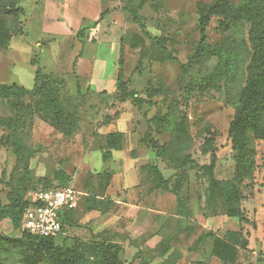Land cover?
<instances>
[{
    "label": "rangeland",
    "instance_id": "374dc122",
    "mask_svg": "<svg viewBox=\"0 0 264 264\" xmlns=\"http://www.w3.org/2000/svg\"><path fill=\"white\" fill-rule=\"evenodd\" d=\"M81 1V7L89 9L91 16L105 10L99 6L102 0ZM213 1L118 0L116 5L124 9L128 22L140 21L153 36H158L160 53L169 57L162 62L150 60L149 56L141 59L137 69L142 79L134 88L143 92L148 82L153 83L159 95L150 103L159 106L158 114L171 109L175 119L182 115L188 117L191 149L181 152L192 155L196 165L193 167L202 184L210 183L208 168L212 162L216 180L234 181L235 150L229 126L238 113L239 94L246 83L252 53L247 22L234 29L231 45L222 39V17H211L209 25L202 30L198 3ZM18 5L23 12L15 23L12 39L5 49H0V84L18 83L32 88L39 71L37 84L57 90L69 112L68 93L74 87V64L82 51L78 43L84 37V29L74 22L73 10L77 6L54 0H22ZM257 9L264 15V0H258ZM84 55L91 58L87 51ZM107 62L111 69L112 60ZM37 101L38 96L28 94L12 102L0 98V207L15 210V214H19L39 187L60 184L54 181L51 171L54 164L63 163L67 167L69 161L57 154L58 141L66 138V128L75 134L82 130V118L79 122L69 121L68 112L58 127H54L55 122H42L46 117L37 112ZM249 136L255 164L247 178L237 183L241 192L238 206L250 218L249 223H244L249 226L247 231L264 228V140L253 132ZM170 139L167 131L160 135L161 142ZM85 172V167H77V177L71 184L79 198H82L80 183ZM238 221L231 218V227L240 226ZM64 224L69 231V224L66 221ZM242 235L241 242L248 243L250 233ZM256 237L264 245L261 231ZM9 239H20V242L11 243ZM54 242L79 260L91 258L94 250L91 239L68 236ZM36 249L37 246L23 240L21 227H15L11 219L0 221V264H23V257ZM40 264L48 262L44 260Z\"/></svg>",
    "mask_w": 264,
    "mask_h": 264
},
{
    "label": "crops",
    "instance_id": "0c3cea01",
    "mask_svg": "<svg viewBox=\"0 0 264 264\" xmlns=\"http://www.w3.org/2000/svg\"><path fill=\"white\" fill-rule=\"evenodd\" d=\"M54 1L79 3L74 22L84 29L74 87L68 93L69 112L82 118V130L58 141L56 148L73 168L56 163L51 171L55 182L59 180L54 173L63 171L71 185L77 167H85L82 198L65 215L68 236L118 243L124 264H264V245L256 237L259 231L264 235V228L247 231L249 226L240 221V226L231 227L232 217L221 204L206 206L208 184H202L195 168H174L140 141L151 130L149 120L159 106L145 103L138 108L132 99H121L118 89L122 40L124 80L135 89L142 79L137 69L140 47L130 46L134 37H144L139 26L126 20L123 8L116 6L118 0L100 1L105 10L94 16L81 7V0ZM135 90L146 98L145 90ZM114 132L123 133L120 149L107 148L105 136ZM153 136L160 141V135ZM107 150L110 154L104 158ZM242 233H250L246 244L240 240Z\"/></svg>",
    "mask_w": 264,
    "mask_h": 264
},
{
    "label": "trees",
    "instance_id": "16d2710c",
    "mask_svg": "<svg viewBox=\"0 0 264 264\" xmlns=\"http://www.w3.org/2000/svg\"><path fill=\"white\" fill-rule=\"evenodd\" d=\"M22 0H0V49H5L13 36L15 23H17L23 8L19 6ZM258 0H243L235 3L231 0H215L210 3L199 2L198 13L200 15V25L204 30L210 23L213 16L222 17L220 24L223 41L231 45L232 33L240 24L247 22L250 24L248 39L252 45L251 59L247 66V79L245 86L239 94L240 104L238 113L229 126V135L233 149L235 150L234 159L236 162L234 181L228 180L220 182L213 175V165H209L211 180L206 190V206L208 208L221 207L229 217H236L240 223H248V218L240 208L239 201L241 192L237 183L246 179L254 167V148L251 145L249 133L253 132L257 138L264 140V15L258 9ZM124 10V9H123ZM14 22V24H13ZM141 29L144 37H134L130 46L139 48L140 60L149 56L150 60L162 62L169 57H164L160 52V39L153 36L140 21L133 20ZM149 40V45H147ZM123 45L119 59L118 71V89L121 99H132L133 102L141 108L145 103H150L151 99L159 95L154 90L153 83L148 82L145 88L146 98L139 96L138 91L128 88V81L124 80L123 73ZM157 49V51H156ZM138 68V66H137ZM39 72V71H38ZM35 74V83L32 88H26L18 83L0 84V98L8 101L18 100L22 95L28 94L38 96L37 112L46 118L42 122H55L54 127H58L65 117V110L61 99L54 88H46L37 84V73ZM126 89V90H125ZM69 121H80V116L76 112H68ZM151 130L146 132L141 138V142L148 145L158 156L166 158L169 165L174 168H184L196 166L190 153L181 152L182 150L191 149L192 135L190 131L189 119L186 115L175 119L172 116L171 109L158 114V112L149 120ZM66 128L64 134L66 137L74 136L75 132ZM152 131V132H151ZM167 131L170 135L169 142L160 143L155 139V135H161ZM107 148L120 149L122 147L123 133L114 132L105 136ZM16 155L17 152H15ZM109 150L104 154V158L109 155ZM153 170L158 171L156 167ZM54 177L59 180V185L42 186L46 188L60 187L69 184L68 178L63 171H56ZM29 200H26L23 209L19 214L15 210H8L0 207V221L11 219L15 227H21L23 240L28 241L31 245L37 246L33 254H26L23 257V264H40L46 260L48 264H124L122 260L123 248L120 244L105 241L93 240L94 250L91 258L76 259L72 258L66 251L55 245L54 237H43L33 235L22 229V219L25 208ZM65 217L63 219L64 225ZM68 237V236H67ZM11 243H19L20 239H9ZM91 243V242H90Z\"/></svg>",
    "mask_w": 264,
    "mask_h": 264
},
{
    "label": "built area",
    "instance_id": "2783aa9c",
    "mask_svg": "<svg viewBox=\"0 0 264 264\" xmlns=\"http://www.w3.org/2000/svg\"><path fill=\"white\" fill-rule=\"evenodd\" d=\"M79 193L70 185L39 187L29 198L22 229L43 237L66 238L69 235L63 219L78 207Z\"/></svg>",
    "mask_w": 264,
    "mask_h": 264
}]
</instances>
